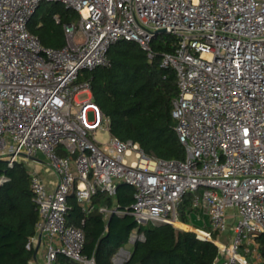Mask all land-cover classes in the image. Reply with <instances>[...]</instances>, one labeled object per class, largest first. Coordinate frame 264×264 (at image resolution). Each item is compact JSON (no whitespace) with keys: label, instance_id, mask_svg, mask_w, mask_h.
Segmentation results:
<instances>
[{"label":"built area","instance_id":"built-area-1","mask_svg":"<svg viewBox=\"0 0 264 264\" xmlns=\"http://www.w3.org/2000/svg\"><path fill=\"white\" fill-rule=\"evenodd\" d=\"M41 1L79 14L63 25L60 48L43 46L27 29ZM162 33L176 39L160 65L176 75L171 115L183 159L150 156L113 136L90 82L79 78L106 65L117 40L137 42L151 59ZM99 132L109 137L98 141ZM37 152L59 176L48 190L29 172L38 211L30 243L41 234L46 264L58 254L96 264L82 252L83 229L66 223L68 197L85 209L97 190L114 196L119 183L134 187V201L101 207L106 216L129 213L138 223L182 229L179 205L188 194L193 210L207 216L205 229L190 231L217 246L213 264H261L255 236L264 234V0H0V160L11 167ZM8 180L0 173V185ZM143 239L133 230L125 243L131 247L119 246L112 262L125 264Z\"/></svg>","mask_w":264,"mask_h":264},{"label":"trees","instance_id":"trees-1","mask_svg":"<svg viewBox=\"0 0 264 264\" xmlns=\"http://www.w3.org/2000/svg\"><path fill=\"white\" fill-rule=\"evenodd\" d=\"M58 2L41 1L26 23L40 43L50 48L67 43L63 25L79 17L78 12ZM41 5L45 9L36 15ZM175 45L173 35L157 36L151 43L153 57L149 59L137 42L117 40L107 50L106 65L84 69L79 75L90 82L93 100L109 118L113 136L137 142L147 155L164 159L185 156L171 115L172 100L178 94L175 71L160 65L162 55L174 52ZM2 172L9 180L0 185V264H31L35 247L30 238L35 234L38 211L30 189V174L24 161L8 167L5 160H0ZM133 195V186L119 183L114 196L97 190L85 209L73 194L68 197L65 220L83 229V253L93 256L96 264H114L112 255L133 230H138L144 239L133 244L125 264H213L217 246L193 231L169 223H138L129 213L106 217L100 210L112 206L124 209L134 201ZM190 211L193 208L187 194L179 205L180 219L187 220ZM255 240L264 264V234H258ZM55 264L79 263L58 254Z\"/></svg>","mask_w":264,"mask_h":264},{"label":"crops","instance_id":"crops-1","mask_svg":"<svg viewBox=\"0 0 264 264\" xmlns=\"http://www.w3.org/2000/svg\"><path fill=\"white\" fill-rule=\"evenodd\" d=\"M24 162L29 172L34 171L38 173V175L41 177L48 190H54L56 188L59 180V176L50 166H47L46 164L42 163V160L38 157L24 160ZM191 220H193L194 222H198L201 225H203V223L206 222V218L204 214L193 210L187 213V220L185 221L181 220V223L184 224L182 230L190 231L192 230V228L196 227ZM37 243L38 240L35 243H33L34 247L35 248L37 247V249H36L35 257L33 258L31 264H46L44 259L43 245L40 243L37 246Z\"/></svg>","mask_w":264,"mask_h":264},{"label":"rangeland","instance_id":"rangeland-1","mask_svg":"<svg viewBox=\"0 0 264 264\" xmlns=\"http://www.w3.org/2000/svg\"><path fill=\"white\" fill-rule=\"evenodd\" d=\"M59 4H62L61 2H58ZM45 9V6L44 5H41L39 8H37V10H36V15L37 14H39V13H41V11L42 10H44ZM34 14V15H35ZM162 34H166V35H169L168 33H162ZM79 98L78 99H80L81 98V96H78ZM109 137V133L108 132H102V133H97L96 134V139L98 140V141H101V142H104L107 138ZM37 156L36 157H38V158H40L41 160H42V163H44V164H48L49 162H50V160H49V158H47V156H45L43 153H41V152H37V154H36ZM48 166V165H47ZM205 218H206V221H207V216H205ZM192 221V223L197 227V228H200V229H205V226L204 225H201V224H199L198 222H194L193 220H191ZM125 246L126 247H131V245L130 244H125Z\"/></svg>","mask_w":264,"mask_h":264},{"label":"water","instance_id":"water-1","mask_svg":"<svg viewBox=\"0 0 264 264\" xmlns=\"http://www.w3.org/2000/svg\"><path fill=\"white\" fill-rule=\"evenodd\" d=\"M162 31H165V30H162ZM40 239H41V234L38 235V243H37V246L40 244ZM36 249H37V247L35 248V251H34V254H33L34 257H35Z\"/></svg>","mask_w":264,"mask_h":264}]
</instances>
